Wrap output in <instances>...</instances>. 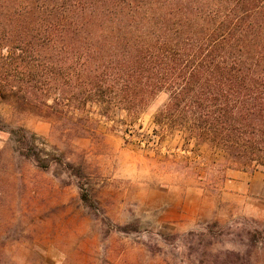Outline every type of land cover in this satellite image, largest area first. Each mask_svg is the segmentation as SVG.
<instances>
[{
	"label": "rangeland",
	"instance_id": "1",
	"mask_svg": "<svg viewBox=\"0 0 264 264\" xmlns=\"http://www.w3.org/2000/svg\"><path fill=\"white\" fill-rule=\"evenodd\" d=\"M167 101L68 120L0 100V264H264V172L163 132Z\"/></svg>",
	"mask_w": 264,
	"mask_h": 264
},
{
	"label": "trees",
	"instance_id": "2",
	"mask_svg": "<svg viewBox=\"0 0 264 264\" xmlns=\"http://www.w3.org/2000/svg\"><path fill=\"white\" fill-rule=\"evenodd\" d=\"M161 92L163 132L264 172V0H0V100L136 117Z\"/></svg>",
	"mask_w": 264,
	"mask_h": 264
}]
</instances>
